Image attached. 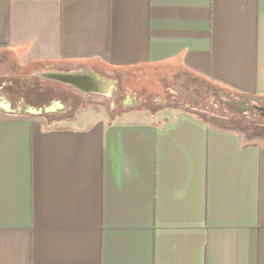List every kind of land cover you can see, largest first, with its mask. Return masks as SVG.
Instances as JSON below:
<instances>
[{"label": "crops", "instance_id": "crops-1", "mask_svg": "<svg viewBox=\"0 0 264 264\" xmlns=\"http://www.w3.org/2000/svg\"><path fill=\"white\" fill-rule=\"evenodd\" d=\"M0 50L264 101V0H0ZM165 107L89 125L1 112L0 264H264V134Z\"/></svg>", "mask_w": 264, "mask_h": 264}, {"label": "rangeland", "instance_id": "rangeland-1", "mask_svg": "<svg viewBox=\"0 0 264 264\" xmlns=\"http://www.w3.org/2000/svg\"><path fill=\"white\" fill-rule=\"evenodd\" d=\"M5 54L4 51L0 50V58ZM27 71L28 69H0V89L6 91L12 100L21 97L20 100H23L26 106L38 109L45 108L56 101L62 104H69L71 108L68 110L67 116L72 118V120L67 119V124L70 125H89L93 121L108 114L107 105H105L104 101L97 102L91 99H84L82 95L72 87L42 78L25 76ZM164 76L166 78L168 74L164 71L157 73L153 69H142L138 72L127 71L124 75H117L116 80L118 81L120 89L117 111L120 112V114L116 115L118 116L117 118L123 117L122 115L126 111L132 114L130 117L124 118L131 120L161 121L165 117H173L175 115L174 111L170 112L172 110H169L168 107L158 105L155 102L159 97L162 99H176L172 89L174 77L170 76L168 81H163ZM128 95H132L139 100L137 107L123 108L122 101L125 100ZM206 103L207 106H209V110H202L205 117L229 116L224 110L220 112L218 106L212 108L209 102ZM183 108L196 111V108L185 106H183ZM145 109H151L152 111L158 110V113L152 115L150 112L145 111ZM39 116L46 119L49 123H54L55 118H58V112H43L39 114ZM226 120L237 124V120L240 119L238 116H230L229 119ZM244 120L245 122L251 121L250 124L252 126H264V117ZM244 120L241 121L244 123ZM241 132L248 140H259V135L250 134L245 129L241 130Z\"/></svg>", "mask_w": 264, "mask_h": 264}, {"label": "flooded vegetation", "instance_id": "flooded-vegetation-1", "mask_svg": "<svg viewBox=\"0 0 264 264\" xmlns=\"http://www.w3.org/2000/svg\"><path fill=\"white\" fill-rule=\"evenodd\" d=\"M0 69H101L90 65H70V64H60V65H42V66H22L17 65L16 61L9 56H2L0 58ZM106 69V68H103ZM108 69V68H107ZM102 74H106L103 72ZM111 78L116 79L114 74L111 72ZM173 95L176 97L171 99H163L165 103H160L157 98L156 103L162 106H174V107H191L196 108V111L201 112L202 110H209L206 102H209L212 108L218 106L219 111H226L229 116H209V119L216 123H221L222 121L229 119L230 116H238L239 119H255L264 117V101L256 99L254 97H241L234 94H229L219 89H216L212 85H201L198 82H195L194 79H191L187 76H178L175 79L174 84L172 85ZM80 93V92H79ZM84 99H91L97 101V99H102L101 102H105L107 105L112 102V99L109 98H100V96H95L91 94L80 93ZM132 96V95H131ZM4 97L8 98L12 102V108L16 109L14 113L25 112L26 105L23 100L14 101L10 98L9 94L6 91L0 89V102ZM133 97V96H132ZM137 100V105L139 100ZM116 101V110L118 111V98ZM98 102V101H97ZM204 102V103H203ZM124 109L136 106H126L124 105V100L122 101ZM71 108V105L64 104L62 109L56 110L58 112L59 118H68V110ZM200 108V109H197ZM215 110V109H213ZM145 111L151 112V109H145ZM2 112V111H0ZM203 112V111H202ZM213 112V111H212Z\"/></svg>", "mask_w": 264, "mask_h": 264}, {"label": "water", "instance_id": "water-1", "mask_svg": "<svg viewBox=\"0 0 264 264\" xmlns=\"http://www.w3.org/2000/svg\"><path fill=\"white\" fill-rule=\"evenodd\" d=\"M111 72L102 74L93 69H35L31 72V76L42 78L48 81L58 82L65 86L72 87L75 91L83 94H91L100 96V98L112 99V102L107 105L110 115L114 116L117 113L116 99L120 96L119 84L116 79L110 77ZM160 103L164 104L165 100L159 99ZM101 102L102 99H97ZM126 106H136L137 100L128 95L124 100ZM64 104L59 101L53 102L45 108L25 107V112L39 115L43 112L51 113L62 109ZM0 111L4 113H14L16 109L12 108V102L4 97L0 102Z\"/></svg>", "mask_w": 264, "mask_h": 264}, {"label": "trees", "instance_id": "trees-1", "mask_svg": "<svg viewBox=\"0 0 264 264\" xmlns=\"http://www.w3.org/2000/svg\"><path fill=\"white\" fill-rule=\"evenodd\" d=\"M190 110V109H188ZM192 113H194L196 116L204 119L207 123L211 124V125H218V126H223L226 128H232L235 130H238L241 132V130L245 129L246 131H248L250 134H255V135H260V134H264V126L261 127L260 125L257 126H252L250 124V122H245L244 119H240L237 120V124L231 123L230 121L224 120L221 123H216L211 121L210 119H208L207 117H205V115L203 114V112H198V111H194V110H190ZM244 120V123L243 121ZM247 128V129H246Z\"/></svg>", "mask_w": 264, "mask_h": 264}]
</instances>
